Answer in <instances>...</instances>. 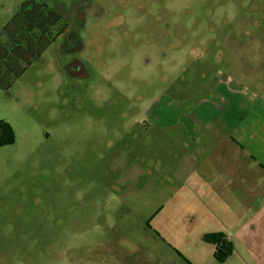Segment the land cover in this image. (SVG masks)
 Wrapping results in <instances>:
<instances>
[{"label":"rangeland","instance_id":"1","mask_svg":"<svg viewBox=\"0 0 264 264\" xmlns=\"http://www.w3.org/2000/svg\"><path fill=\"white\" fill-rule=\"evenodd\" d=\"M23 1L0 0L1 26ZM44 1L69 19L85 0ZM96 1L91 29L83 31L84 40L96 44L84 51L93 75L88 73L83 89L61 80L52 55L58 41L16 80L12 93L0 88V120L17 132L13 144L0 147V221L10 235L15 223L52 229L63 211H74L70 221L76 227L85 220L83 231L61 230L41 264H121L124 254L132 255L130 264H145L141 255L152 264L155 255L144 245L162 248L147 236L145 222L162 195L145 185L150 172L177 156L171 128L160 126L172 117L162 112L160 120L158 112L182 102L201 107L196 116L219 118L204 100L213 93L219 103L223 94L224 116L232 124L242 121L236 140L264 164V0ZM227 75L239 92L215 87ZM102 96L107 104L99 117L84 118L81 106L93 108L90 100L102 103ZM257 98L262 103L253 110ZM251 197L260 207L264 192L230 194L225 212L246 216ZM227 224L232 226L230 218ZM246 229L244 223L235 238L237 264H264V236L253 238ZM3 241L0 230V249ZM0 264L6 263L0 258ZM12 264L27 263L14 258Z\"/></svg>","mask_w":264,"mask_h":264},{"label":"crops","instance_id":"2","mask_svg":"<svg viewBox=\"0 0 264 264\" xmlns=\"http://www.w3.org/2000/svg\"><path fill=\"white\" fill-rule=\"evenodd\" d=\"M220 85L224 90L239 92L236 81L228 75L216 81L215 87ZM208 96L204 107L220 112L221 117L196 116L201 107L183 106L182 102L172 111L163 108L157 113L160 120L162 112L172 117V121L161 122L160 126L171 128L177 156L171 162H163L158 174L148 176L145 185V189L155 188L162 195L151 225L146 224L147 236L162 248L144 245L149 252L159 255L152 264H188L177 251L191 264H237L239 253L235 238L244 223L246 232L253 238L264 236V200L258 207L251 197L246 216L224 210L230 194L242 190L252 195L264 192V164L250 146L236 140L241 139L242 121L232 124L224 116V95H219V103L213 93ZM249 99V94L243 97V104ZM261 103L262 99L257 98L253 110ZM244 112L249 115L246 106ZM261 114V111L256 112L257 116ZM229 218L232 226L227 224ZM218 232L226 234L234 243V252L224 263L215 258V246L203 239L205 235ZM149 263L147 259L145 264Z\"/></svg>","mask_w":264,"mask_h":264},{"label":"trees","instance_id":"3","mask_svg":"<svg viewBox=\"0 0 264 264\" xmlns=\"http://www.w3.org/2000/svg\"><path fill=\"white\" fill-rule=\"evenodd\" d=\"M62 26H67L65 19L44 0L23 1L19 10L3 26L0 25L1 90L12 89L16 80L22 77L34 60L42 56L46 48L58 38L62 32L59 28ZM0 133V147L13 144L17 139L14 127L7 121L0 120ZM73 212L63 211L61 220L56 219L52 224L53 228L45 232L42 224L15 223L14 232L6 235L2 229L4 224L0 221V230L5 237L0 249L2 262L12 264V259L15 258L27 264L43 263L49 257L50 246L56 242L61 230H84L86 224L82 217L79 218L83 219V225H72L70 220L76 217ZM157 212L146 221L148 226ZM22 235H26V238ZM32 239L35 244L30 247L29 241ZM203 239L215 246L214 255L218 262L224 263L232 256L234 243L226 234L210 233L203 236ZM3 249H6V253L2 254Z\"/></svg>","mask_w":264,"mask_h":264},{"label":"flooded vegetation","instance_id":"4","mask_svg":"<svg viewBox=\"0 0 264 264\" xmlns=\"http://www.w3.org/2000/svg\"><path fill=\"white\" fill-rule=\"evenodd\" d=\"M86 1H89V2L86 3ZM92 1H94V3H92ZM97 4L98 3L96 0H85L83 2V4L81 5V10H78L77 13L73 12L69 19L64 17L59 12V10H57L55 8L62 15L63 19H65V21L67 23L66 27L62 26L59 28V30H62V32L58 36V38L54 41V42H56V41H58V42L52 46V55H53L54 64L56 67H58L60 69V71L63 75V76L61 75V80H63V82L65 83L66 86L79 87L80 89H83L82 82L88 78V76H89L88 73L91 72V74L93 75L92 67L88 63V58H87L88 55L86 53H84V51L87 49H91V47L95 46L96 44L85 41L84 37H83V31H88L91 29L89 26H87L88 21L91 18L89 13L91 10H93L97 6ZM94 10H98V9H94ZM71 36H73V38L69 39ZM74 38H78V41L74 42L73 41ZM51 45H49L48 47H50ZM77 52H79V53L77 54ZM71 56L76 59V61H74V60L72 61L75 63L69 64V65L64 64V62L68 58H70ZM47 62L49 63V59H47ZM103 69H105V68H103ZM96 75H97V72H94V77H96ZM10 90L12 93V89H10ZM10 90H3V91H10ZM70 90H72V88H70ZM101 99H102V103H94L92 100H90V105L92 104L93 108H90V106H81V112H80L81 115L87 119H93V118L96 119L97 117H99L100 110L103 109L107 104V101H106V99L103 98V96ZM87 130H89V129H87ZM16 134H17V132H16ZM1 136H2V134L0 133V137ZM69 156H71V155H69ZM161 166H162V164H161ZM161 166H160L159 170L161 169ZM158 171L157 172L155 171L153 173L150 172L149 176L157 175ZM110 241H107L105 243V247H107L109 249H111L113 246ZM141 257L144 258L146 261H147V259L148 260L150 259L146 255H141ZM118 258H119L118 261L121 264L122 263L123 264H130L128 259H131L132 255L124 254ZM153 259H154V262L157 261V255L156 254H155ZM105 261H107V260H105Z\"/></svg>","mask_w":264,"mask_h":264}]
</instances>
